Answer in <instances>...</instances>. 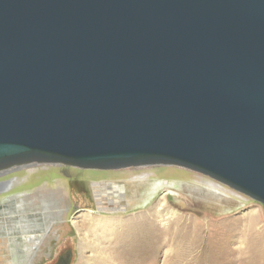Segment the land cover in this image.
I'll use <instances>...</instances> for the list:
<instances>
[{
    "label": "water",
    "instance_id": "water-1",
    "mask_svg": "<svg viewBox=\"0 0 264 264\" xmlns=\"http://www.w3.org/2000/svg\"><path fill=\"white\" fill-rule=\"evenodd\" d=\"M174 165L264 205V0H0V170Z\"/></svg>",
    "mask_w": 264,
    "mask_h": 264
},
{
    "label": "rangeland",
    "instance_id": "rangeland-1",
    "mask_svg": "<svg viewBox=\"0 0 264 264\" xmlns=\"http://www.w3.org/2000/svg\"><path fill=\"white\" fill-rule=\"evenodd\" d=\"M35 164L0 173V264H264V205L209 176Z\"/></svg>",
    "mask_w": 264,
    "mask_h": 264
},
{
    "label": "bare ground",
    "instance_id": "bare-ground-1",
    "mask_svg": "<svg viewBox=\"0 0 264 264\" xmlns=\"http://www.w3.org/2000/svg\"><path fill=\"white\" fill-rule=\"evenodd\" d=\"M35 163H41V162H28V163H24V164H21V165H19V166H14V167H9L8 169H5V170H3V169H1L0 170V173L1 172H3V171H11L12 169L13 170H15L16 168H21L20 166H26V165H29V167H36V166H38L39 164H35ZM136 167H147V166H136ZM128 168V167H127ZM107 183V182H106ZM2 184V183H1ZM1 184H0V186H1ZM114 185V187H117L118 188V190H121V191H123V194H124V196H125V194H126V188L123 186V187H120V186H118L117 184H113ZM101 221V220H100ZM103 222H105V221H103ZM93 223H95V222H93ZM105 223H107V222H105ZM106 226V225H105ZM58 232H61L60 231V229L58 230ZM34 233V232H33ZM14 236V235H13ZM11 239H14V237H11ZM23 240H24V242L23 243H26V246L24 247V249H27V248H29V251H31L32 252V250H33V246H35L34 245V243H40V240H39V238L38 237H36V236H33V235H31V236H24L23 237ZM8 244V246H9V248H10V250H12L13 249V247H14V243H7ZM30 244V245H29ZM28 251V250H27ZM15 259V258H14ZM27 264V263H26Z\"/></svg>",
    "mask_w": 264,
    "mask_h": 264
},
{
    "label": "flooded vegetation",
    "instance_id": "flooded-vegetation-1",
    "mask_svg": "<svg viewBox=\"0 0 264 264\" xmlns=\"http://www.w3.org/2000/svg\"><path fill=\"white\" fill-rule=\"evenodd\" d=\"M68 260H69L68 258L66 260H64V264H67ZM61 262H62V259H60V263L59 264H62Z\"/></svg>",
    "mask_w": 264,
    "mask_h": 264
}]
</instances>
